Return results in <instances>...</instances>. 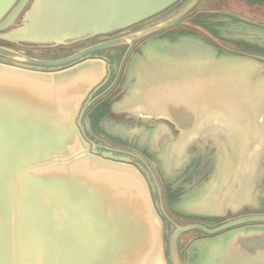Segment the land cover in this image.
Wrapping results in <instances>:
<instances>
[{
    "label": "water",
    "instance_id": "obj_1",
    "mask_svg": "<svg viewBox=\"0 0 264 264\" xmlns=\"http://www.w3.org/2000/svg\"><path fill=\"white\" fill-rule=\"evenodd\" d=\"M184 1L0 0V39L16 45H67L136 25L133 33L55 60L0 46V56L20 61L0 60V264H182L178 237L191 230L207 236L188 242L184 264H264V215L216 228L174 224L168 240L146 170L129 157L98 156L85 137L84 111L110 68L98 52L173 25L199 2L142 27ZM175 38L140 48L143 56L127 74L133 81L109 113L140 121L123 128L130 139L145 124L164 127L175 151L200 139L222 141L224 154L234 157L233 173L240 176L243 163L251 183L264 151L262 65L218 56L196 36ZM232 183L216 186L202 211H234L241 183Z\"/></svg>",
    "mask_w": 264,
    "mask_h": 264
},
{
    "label": "flooded vegetation",
    "instance_id": "obj_2",
    "mask_svg": "<svg viewBox=\"0 0 264 264\" xmlns=\"http://www.w3.org/2000/svg\"><path fill=\"white\" fill-rule=\"evenodd\" d=\"M190 13L194 16L192 23L187 22ZM204 16L211 25L203 23ZM17 25L18 20L13 27ZM173 25L138 41L147 40L152 36L161 38L174 32L190 33L208 43L212 48L209 49L216 55L220 56L223 52L245 62L249 59L256 60L264 70V0H208L207 2L199 0ZM135 27L136 25H133L111 34L86 37L67 45L54 47L29 43L16 45L2 39L0 46L10 45L30 51H44L46 53L33 52L28 53L27 56L39 60H55L104 40L133 33ZM140 43L132 40L125 47L117 46L98 52L108 56L110 68L105 78L97 85L98 88L92 93L82 117L85 137L90 148H94L98 156L110 153L114 156L131 158L132 164L136 167L141 165L154 186L153 201L157 203L163 214L162 218L172 227L174 224L198 223L207 228H216L239 218L264 215V163L260 168L258 166V174L253 173L256 175L255 181L252 180L250 183L248 172L243 170V163L240 176L233 173V165L229 167L230 164L226 160L219 140L216 142L210 140L208 144H202L200 139L175 151L173 150L177 146L173 143L175 140L170 139V134L164 127L145 124L144 129L140 130L141 133L132 135L130 139L123 128L134 125L140 127V121L109 113L112 101L126 93L130 87L129 83L133 81V78L131 81L127 79L128 63L131 56L140 50ZM199 47L200 44L194 46V49L200 52ZM0 60L20 64V61L3 56H0ZM171 131L174 135L178 133L173 127ZM233 180L241 183V203L229 204L236 207L234 211L228 208L221 215L204 213L202 209L195 211L197 204H206L216 186L228 184L230 188ZM174 209L177 211L175 212ZM252 223L259 221L245 224ZM192 231L195 230L184 233ZM202 236L207 235L203 232L193 235L187 243Z\"/></svg>",
    "mask_w": 264,
    "mask_h": 264
},
{
    "label": "rangeland",
    "instance_id": "obj_3",
    "mask_svg": "<svg viewBox=\"0 0 264 264\" xmlns=\"http://www.w3.org/2000/svg\"><path fill=\"white\" fill-rule=\"evenodd\" d=\"M208 0H205V2H207ZM190 2H191V0H186V1H184L181 5H179L176 9H173V10H171V11H169L168 13H166V14H164L162 17H160V18H158V19H156V20H154L153 22H150L149 24H147L148 26H146V25H143L142 27L144 28V26H145V28H147V27H154L155 25H158V24H163L165 21H167V20H169V19H171L172 17H174V16H176L177 14H179L181 11H183L189 4H190ZM194 16H193V14H191L190 13V17H189V19H187V22H189V23H192V21H194L193 18ZM203 19V23L204 24H207V25H211L210 23H209V20L207 19V18H205V16L204 17H202ZM211 18V17H210ZM172 26H174V25H170V26H168V27H172ZM176 26V25H175ZM168 27H165V28H163V29H161L162 31H164V30H166V29H168ZM160 31V30H159ZM173 31V30H172ZM179 34H181V33H172V34H169V35H166V36H163V37H161V38H155V37H149L147 40H144V41H138V40H134L133 42H137V43H140L141 44V46H140V48L142 47V48H144L145 46H146V44H147V41H151V40H153V39H159V40H164V41H171V42H173V41H176V38L175 37H177ZM183 35L186 37V36H194V35H192V34H190V33H183ZM132 42V41H131ZM121 46H124L125 47V45H121ZM7 48H10V49H13V50H15V51H18V52H22V53H24L25 55H27L28 53H46V52H44V51H38V50H28V49H24V48H22V47H17V46H10V45H8V46H6ZM230 54H225V53H221L220 54V56H229ZM138 56H143V53L140 51V50H138L134 55H132L131 56V60L129 61V63H128V69H129V65L131 64V61L133 60V59H135V58H137ZM231 56V55H230ZM128 74V73H127ZM131 81V80H130ZM119 99V98H118ZM118 99H116V100H118ZM113 102V101H112ZM201 141V143L203 144H208L209 143V141H210V139H203V140H200ZM215 142H216V140H214ZM222 141H220V145H221V147H222V149H223V146H222ZM223 145H224V143H223ZM261 160H259V162H258V164H256L255 165V168H254V173L256 174V172H257V174H258V166H259V168L263 165V163H264V151H263V153L261 154ZM254 174V177L256 176ZM254 181H255V179H254ZM254 184H255V182H254ZM254 184H253V186H254ZM177 209V208H176ZM175 212H176V210H174ZM167 229H168V240H169V236H170V234L172 233V231L174 230V227H172V226H170L169 224H168V226L166 227ZM198 234H201V232H199V230H195V231H192V232H189V233H183V234H180L179 235V237H178V242H177V249H178V254H179V256H180V259H181V261H182V264H184V262H183V258H182V253H183V251H184V248L186 247V245L188 244L187 243V240L191 237V236H193V235H198ZM202 237H204V236H202ZM198 238H200V237H198ZM168 251H169V249H168Z\"/></svg>",
    "mask_w": 264,
    "mask_h": 264
},
{
    "label": "bare ground",
    "instance_id": "obj_4",
    "mask_svg": "<svg viewBox=\"0 0 264 264\" xmlns=\"http://www.w3.org/2000/svg\"><path fill=\"white\" fill-rule=\"evenodd\" d=\"M182 147V146H181ZM233 159H234V157H233V155H231V153H228L227 155H226V160H227V162L230 164L229 165V167H231V165H233ZM246 162L248 163V161L246 160ZM249 175V174H248ZM218 190L217 189H215L214 190V193L215 192H217ZM218 193V192H217ZM213 199H209V202H211ZM206 201V200H205ZM209 204L210 203H208V204H202V203H199V204H197L196 206H195V208H198V209H208V208H210L209 207ZM215 206H216V203L214 204ZM214 205H213V207H214ZM216 208V207H215Z\"/></svg>",
    "mask_w": 264,
    "mask_h": 264
}]
</instances>
